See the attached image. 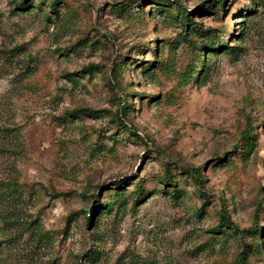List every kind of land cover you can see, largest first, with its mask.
<instances>
[{"label": "rangeland", "instance_id": "rangeland-1", "mask_svg": "<svg viewBox=\"0 0 264 264\" xmlns=\"http://www.w3.org/2000/svg\"><path fill=\"white\" fill-rule=\"evenodd\" d=\"M17 1L0 0V264H239L244 244L264 264V0H177L226 46L208 51L154 0Z\"/></svg>", "mask_w": 264, "mask_h": 264}, {"label": "trees", "instance_id": "trees-1", "mask_svg": "<svg viewBox=\"0 0 264 264\" xmlns=\"http://www.w3.org/2000/svg\"><path fill=\"white\" fill-rule=\"evenodd\" d=\"M154 2L160 6V7H168L173 5L175 9H177L179 11V22L181 24H183L184 26H191L192 28H194L198 33H200V35L204 36V40H205V46L203 47V50L208 51L209 49H214V50H220V49H224L226 46L224 45V43L222 41H220L218 39L217 36H215L213 33H211L210 30H205L203 29V27L201 25H199L198 23L194 22L191 18H190V13H188L185 8L183 7V5L178 2L177 0H154ZM56 3H54L53 5H55ZM15 9H17L18 11H27L31 6L29 5V0H18L15 5H14ZM230 48V50L232 47H227ZM92 67L89 66L87 67V69H91ZM89 112V110L87 111ZM242 137H244L245 139L249 136L248 135V129H244L242 131L241 134ZM166 183L169 184L170 186H172L171 184V177L168 175L166 178ZM114 186H120V183H115ZM106 207L101 208L100 210H105ZM94 210V209H93ZM90 211L87 216L89 223L91 222L92 218L95 216V211ZM257 220L258 217L257 215L254 216V224H253V230L251 229V231H254L257 235L259 234V232L262 231V228H259V226L257 225ZM221 227H224L228 230H231L232 232H234L236 235H244L245 232L247 230H241L239 229V227L230 219H228L226 216H222L218 225L215 227L214 230L218 231L220 230ZM238 261L239 264H247L246 259H247V245H243L241 251L239 252L238 255Z\"/></svg>", "mask_w": 264, "mask_h": 264}]
</instances>
